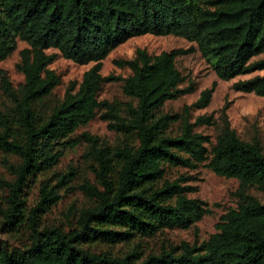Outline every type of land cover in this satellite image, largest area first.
I'll return each mask as SVG.
<instances>
[{"label": "trees", "instance_id": "trees-1", "mask_svg": "<svg viewBox=\"0 0 264 264\" xmlns=\"http://www.w3.org/2000/svg\"><path fill=\"white\" fill-rule=\"evenodd\" d=\"M145 33L175 34L195 41L212 60L216 73L225 79L264 68V0H0V59L16 47V38L29 46L21 51L18 67L25 74L21 97L17 96L19 133L10 125L0 131V147L17 153L16 177L5 180L8 188L4 224L10 227L29 221L30 241L9 246L0 241V264H264V201L247 191L250 185L264 189V149L258 140H246L227 123L216 141L194 130L199 123H212L209 115L194 122L182 118L176 134H168L171 122L182 116L162 112L167 100L195 89L181 86L185 77L176 64L179 54L193 47H178L159 53L140 48L132 58L117 62L132 72L120 76L124 91L137 102L127 103V115L115 102L100 99L105 80L102 60L128 38ZM88 68L78 88H68L64 98L46 117L38 115L34 103L60 82L50 66L56 53ZM216 82L200 92L186 109L209 104ZM238 90L264 95V74L238 79ZM101 114L109 127L127 135L114 147L103 145L95 134L90 141V165L96 181L79 187L96 199L81 210L76 225L65 230L58 225L41 226V215L61 198L57 187L71 178L65 172L58 183L43 182L37 202L26 214L22 191L29 176L49 168L69 143L65 137ZM134 135L137 139L129 140ZM209 154H211L209 156ZM207 160L217 174L237 177L238 206L229 209L216 224V231L198 244L183 240L142 256L137 248L126 253L97 251L93 241L119 242L138 236H153L165 228L188 227L208 211L207 201L190 196L196 186L189 176H166V165L196 167Z\"/></svg>", "mask_w": 264, "mask_h": 264}, {"label": "rangeland", "instance_id": "rangeland-1", "mask_svg": "<svg viewBox=\"0 0 264 264\" xmlns=\"http://www.w3.org/2000/svg\"><path fill=\"white\" fill-rule=\"evenodd\" d=\"M27 46L29 43L17 36L15 49L7 57L0 59V131L6 125H10V130L14 134L19 133L20 130L16 98L23 94L25 74L18 64L21 60V51ZM178 47H193L191 51L179 54L176 57V64L185 77L181 86L193 83L195 89L167 100L162 106V112H176L182 116L171 122L166 132L168 134L180 132L184 117L194 122L199 115L205 114L209 115L214 122L199 123L194 126V130L209 134L212 142L216 141L222 128L229 123L242 138L258 140L264 149V95L254 91L238 90L233 86L238 79L264 74V68L242 73L229 79L221 78L213 68L212 60L203 55L197 43L183 36L145 33L132 36L112 48L102 60L101 72L104 76L111 75L113 77L103 82L99 98L115 102L120 107V114L127 115V103L136 104L137 100L124 91L123 80L116 77L127 76L132 70L117 61L134 57L140 48H145L150 53H159ZM46 51L47 53H56V58L50 66L59 74L60 82L50 93L34 103V107L41 117H46L51 112L52 108L64 98L69 87L78 88L84 72L95 63L94 61L75 62L71 58L63 56L56 47H49ZM261 57H264V53L255 55L252 59ZM213 82H216V85L209 104L201 108L186 109V106L199 97L202 89L211 86ZM105 111L106 108L101 107L95 118L80 125L65 137L64 139L69 143L63 145L57 142L54 145L55 149H63V153L56 163L29 176L27 185L22 191L27 215L39 199L43 182L54 185L59 182L65 172L73 171L70 179L58 185L57 189L61 198L41 215V226L44 224L58 225L67 230L76 225L83 208L95 204L96 199L87 195L79 187L85 180L97 182L90 166L94 162V157L90 154V141L82 135L84 132L95 134L103 145L111 147L123 143L127 137L122 131L109 127L110 120L101 116ZM128 139L137 141L134 135H130ZM20 162L21 157L17 153L6 151L0 147L1 207L7 208L8 206L9 191L4 181L13 180L16 177L13 167ZM206 163L207 160L202 161L196 167L167 164L165 169L166 176L169 178L180 174L189 176L188 183L195 185L196 190H192L188 194L207 201L208 211L192 225L165 228L153 236H138L115 243L93 241L88 245L94 250L107 251L114 255H122L135 247L142 256H145L150 252L160 251L163 246L178 244L183 240L202 243L216 231V224L220 221L221 216L229 209L238 206L239 197L236 190L240 185V180L237 177L219 175ZM247 191L264 201V189L250 185L247 187ZM5 218V214L0 211V241L9 246L28 244L30 241L29 221L26 220L20 226L10 227L3 223Z\"/></svg>", "mask_w": 264, "mask_h": 264}]
</instances>
